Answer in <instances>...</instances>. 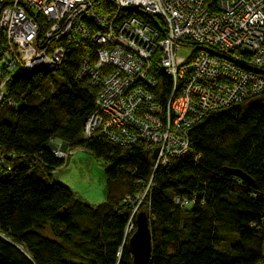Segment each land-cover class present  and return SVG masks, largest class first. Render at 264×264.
<instances>
[{
  "label": "trees",
  "instance_id": "trees-1",
  "mask_svg": "<svg viewBox=\"0 0 264 264\" xmlns=\"http://www.w3.org/2000/svg\"><path fill=\"white\" fill-rule=\"evenodd\" d=\"M2 41L0 31V52ZM95 47L90 40L63 44L55 69L36 67L5 81L13 105L0 102V151L14 158L0 167V264H133L125 229L141 208L147 264H264V87L207 112L189 128L188 150L153 168L152 144L81 137L95 89L77 74L81 60L93 61ZM54 73L60 80L52 86ZM149 73L165 100L169 77L153 60ZM50 139L103 160V202H80L50 179L62 165L47 149ZM226 236L232 241L221 247Z\"/></svg>",
  "mask_w": 264,
  "mask_h": 264
},
{
  "label": "built area",
  "instance_id": "built-area-1",
  "mask_svg": "<svg viewBox=\"0 0 264 264\" xmlns=\"http://www.w3.org/2000/svg\"><path fill=\"white\" fill-rule=\"evenodd\" d=\"M0 31V102L8 106L9 77L55 69L63 44L93 42L95 57L77 74L95 89L81 137L152 144L153 168L188 150V130L207 112L264 87V0H0ZM151 60L170 79L165 100ZM61 143L50 139L47 149L63 165L72 150ZM13 158L0 151V167Z\"/></svg>",
  "mask_w": 264,
  "mask_h": 264
},
{
  "label": "rangeland",
  "instance_id": "rangeland-1",
  "mask_svg": "<svg viewBox=\"0 0 264 264\" xmlns=\"http://www.w3.org/2000/svg\"><path fill=\"white\" fill-rule=\"evenodd\" d=\"M53 80L57 83L60 80L59 75L52 74V86L55 85ZM104 165L103 160L94 157L84 149L75 148L70 151L62 166L50 172V179L67 186L73 197L80 202L95 205L105 200ZM140 202L142 203V197L138 199V203ZM140 210L145 211L143 208ZM133 228L134 226L131 227L130 232ZM232 236L235 241L236 235L232 234ZM231 241L232 237L226 236L220 246L227 247ZM70 259L76 260L75 258Z\"/></svg>",
  "mask_w": 264,
  "mask_h": 264
},
{
  "label": "water",
  "instance_id": "water-1",
  "mask_svg": "<svg viewBox=\"0 0 264 264\" xmlns=\"http://www.w3.org/2000/svg\"><path fill=\"white\" fill-rule=\"evenodd\" d=\"M66 147V143H61V149ZM156 148L154 150V157ZM227 172L237 176L244 181L249 179L235 169H228ZM127 247L131 255L133 264H147L150 254V236L148 229L147 216L144 211H138L134 217V229L127 238Z\"/></svg>",
  "mask_w": 264,
  "mask_h": 264
}]
</instances>
